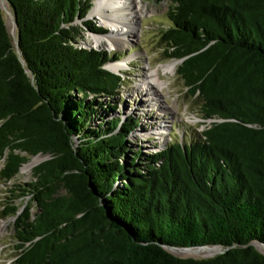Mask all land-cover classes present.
Instances as JSON below:
<instances>
[{"label": "trees", "instance_id": "trees-1", "mask_svg": "<svg viewBox=\"0 0 264 264\" xmlns=\"http://www.w3.org/2000/svg\"><path fill=\"white\" fill-rule=\"evenodd\" d=\"M160 1L167 57L211 123L148 155L130 151L136 119L94 108L124 76L106 68L118 55L77 45L84 29L105 33L84 20L92 0H7L15 38L0 9L1 178L49 156L32 204L3 214L17 264H264V0ZM205 247L223 252H171Z\"/></svg>", "mask_w": 264, "mask_h": 264}, {"label": "rangeland", "instance_id": "rangeland-1", "mask_svg": "<svg viewBox=\"0 0 264 264\" xmlns=\"http://www.w3.org/2000/svg\"><path fill=\"white\" fill-rule=\"evenodd\" d=\"M92 2V10L84 20L90 21L97 28H102L105 33L98 34L84 29L77 45L84 49L103 50L111 55H118L120 60L107 64L106 68L124 76L123 86L113 99L97 98L94 108L99 116L106 121L118 117L123 121L129 118L136 119L138 126L128 139L130 151L142 150L145 155L158 152L176 140L185 142L204 130L211 121L202 119V102L191 97L184 81L178 75L177 70L181 62L167 57V46L163 38L164 33L172 25L169 20L171 4L168 1L143 0L144 12L134 21L135 30L132 35H129L130 41L121 47H110L106 44L92 43L94 38L107 37L112 31V27L104 24L101 17L95 14L97 0ZM0 9L10 34L15 38L14 15L7 0H0ZM77 24L83 26L82 20L78 19ZM171 62L177 63L174 72L164 73L160 70L162 65ZM117 63H120L122 67L114 69ZM157 70H159L160 78L158 82L147 78L148 76L155 78ZM147 80L152 82L157 98L147 89ZM91 99L90 97L89 100ZM107 106L115 108L110 110ZM99 116L94 119V126L100 123ZM38 157L41 160L36 165L31 169H21L18 176L10 182L2 180L1 169L4 162H0V264H17L18 252L14 241L16 218H4L3 214L13 202L22 209L27 204H32L30 194L25 192L28 189L27 185L34 181L33 169L49 159V156L32 157L24 165L30 164ZM21 194L24 196L19 199L18 196ZM37 211L34 205L32 214ZM219 249L213 255L183 254L180 249H174L171 252L180 258L204 259L220 254L222 248Z\"/></svg>", "mask_w": 264, "mask_h": 264}, {"label": "bare ground", "instance_id": "bare-ground-1", "mask_svg": "<svg viewBox=\"0 0 264 264\" xmlns=\"http://www.w3.org/2000/svg\"><path fill=\"white\" fill-rule=\"evenodd\" d=\"M143 0H97V6L95 8V14L99 15L103 20V23L112 27L111 34L107 37H96L92 43L95 45L106 44L110 47H121L126 42L130 41L129 35H132L135 30V19L143 15L144 6ZM177 63L171 62L164 64L160 67V70L164 73L174 72L176 70ZM114 69L122 67L120 63L114 65ZM159 70L155 73V78L148 76L156 82L160 80ZM147 89L152 91L156 97V90L151 81L147 80ZM155 100V99H154ZM41 158H35L30 164L24 166L22 170L31 169L36 165ZM220 247H205L197 249H184L183 254H207L213 255L217 253Z\"/></svg>", "mask_w": 264, "mask_h": 264}, {"label": "water", "instance_id": "water-1", "mask_svg": "<svg viewBox=\"0 0 264 264\" xmlns=\"http://www.w3.org/2000/svg\"><path fill=\"white\" fill-rule=\"evenodd\" d=\"M14 24H15V27L17 28V23H16V19H15V17H14ZM108 70H110L109 68H107ZM111 71V70H110ZM114 72V71H113ZM116 73V72H115ZM223 252V251H222ZM221 252V253H222Z\"/></svg>", "mask_w": 264, "mask_h": 264}]
</instances>
